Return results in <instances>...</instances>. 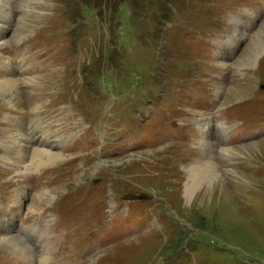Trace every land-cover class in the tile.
Listing matches in <instances>:
<instances>
[{"label": "rangeland", "instance_id": "obj_1", "mask_svg": "<svg viewBox=\"0 0 264 264\" xmlns=\"http://www.w3.org/2000/svg\"><path fill=\"white\" fill-rule=\"evenodd\" d=\"M7 4L0 59L16 60L20 81L0 96V139L21 116L63 146L31 173L0 160V214L31 251L49 250L42 264H264V48L254 64L238 61L264 33V0ZM225 136L233 150L262 148L222 154ZM208 154L229 195L202 188L187 201L189 168ZM10 235L0 221V264H30Z\"/></svg>", "mask_w": 264, "mask_h": 264}, {"label": "bare ground", "instance_id": "obj_2", "mask_svg": "<svg viewBox=\"0 0 264 264\" xmlns=\"http://www.w3.org/2000/svg\"><path fill=\"white\" fill-rule=\"evenodd\" d=\"M9 1H12V0H1V2H0V40L5 38V32H6V29L8 28V26L6 25V23L4 22L3 19L9 20L10 17L12 16V12H10V9H12V8L10 6H8V4H7ZM239 23H240V21H239ZM239 23L237 25V30L240 31L241 28L238 29V27H239V25L240 26H242V25ZM241 33H243V32H241ZM262 34H264V33L262 32ZM262 34L259 33L257 35V37L253 38L254 41L252 42L251 46L249 47V50L245 53V55L243 54L244 55L243 58L240 57V59L238 60L239 63H243V64H247V65H248V63L254 64V62L256 61L260 52L264 48V45L262 43L264 40L263 39L264 37ZM18 40L20 41V39H18ZM18 40H16V41H18ZM237 40L240 41V39H237ZM12 61L14 62V64H12ZM16 64L17 63H16V60L14 58L5 57V58L0 59V72H1L0 73V96H2V97H8V95H10L9 93L13 94V96H14V94H16V92L18 91L17 90L18 89L17 84H18V81H20V78L18 75L19 72L16 68ZM14 65H15V67H14ZM25 81L28 83L27 80H25ZM28 87H29V85H28ZM232 91H237V89H233ZM38 99H39V97H38ZM16 103H18V102H16ZM13 107H15V106H13ZM7 120L9 122V125H8V127L6 126L7 130L5 133V137L1 138V139H3L2 150L4 152V153L0 154V160L2 162V165H4L5 167H7L9 169H12L14 171V173H15V169H17L19 173H31L32 171H36L40 167L52 165L56 160H58L60 158L61 152L59 149L63 148V146L60 145L58 150H54L47 143L41 142V140H39V138L37 137V131L41 130L40 127H38L37 125H34V123L30 124L28 121H26L21 116L20 117L19 116H9V117H7ZM213 122H214L213 119L205 118L203 120V122L201 123V134H202L203 138L207 139L208 136L210 135V131L212 129V123ZM42 127L45 128L44 126H42ZM228 129H229V127H227V126H222L219 128L220 131L225 130V132ZM46 132H47V129H46ZM48 134L50 135V133H48ZM48 140L50 141L49 137H48ZM227 141H228V139L225 136L223 138V144L225 146H224V148H221L222 154L227 153L230 155V154L235 153L236 155H244V157H245L246 153L249 154L250 152L260 150L262 148V146L260 144H258V142H251V143H248L247 145H239L237 148H235L233 150L231 148V146L226 145ZM210 146H212V145H210ZM213 151H215V150H213ZM212 157L214 158V156H212ZM252 159H253V157H252ZM252 159L249 161H252ZM219 171H220V169H218V166H216L215 161H213L211 159L210 154H208L206 156L204 161L199 162V163L191 166L189 168V171H188L189 176L187 177V180L184 183L185 187H184V191H183L187 201H191V200L196 199L197 196L200 194L199 191L202 188H203L202 191L205 194H207V196H209V195L212 196L213 194H215L217 187H219L222 190L221 191L223 194L222 196L229 195V190L225 188L224 185L226 183L224 184L223 180H221V175H220V173H218ZM236 174H238V176H242V177L245 175V174L244 175L241 174L240 172H237ZM54 191H56V189H53V191L50 189V190H46L42 193L36 194L35 199H34L35 200L34 201L35 202L34 207H36L37 209L41 208L43 203L45 204V202L47 203V201H50L51 197L55 196ZM34 202H32V203H34ZM31 206H33V205H31ZM9 220H11V217L8 215V213L3 212V210H2V213L0 214V221L3 222V225H7L8 229L11 232V235L9 237L7 236V237L3 238L2 240L5 243L9 244L11 246L12 250L18 252L17 254L20 253L23 257H25L26 261L28 263H30V264H36V262L39 264L44 263L46 261V259H48L49 250L46 249L45 247L43 248L44 245H42L43 251H41V252L40 251H38V252L37 251H34V252L31 251L32 249H30L29 246H27V243H25L23 241L24 239L22 241L20 240L21 237H20L19 233L17 231L15 232V230H14L15 226L12 224V221L9 222ZM8 224H10V225H8ZM30 235L34 236V239L32 240V242H34L38 245L45 243V239L43 237H41V235L39 233H32L31 232ZM39 237H41L43 240ZM31 246L33 247L32 243H31ZM2 248H4V247H2ZM31 252L33 253V256L31 254ZM45 253H47V254H45Z\"/></svg>", "mask_w": 264, "mask_h": 264}]
</instances>
